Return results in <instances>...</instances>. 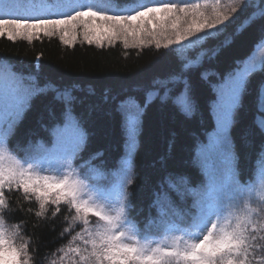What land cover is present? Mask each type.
Returning a JSON list of instances; mask_svg holds the SVG:
<instances>
[{
	"label": "snow or ice",
	"instance_id": "snow-or-ice-1",
	"mask_svg": "<svg viewBox=\"0 0 264 264\" xmlns=\"http://www.w3.org/2000/svg\"><path fill=\"white\" fill-rule=\"evenodd\" d=\"M252 6L250 0H151L150 4L133 8L129 14H120L124 10L119 9L117 14L110 15L109 0L99 5L62 3L57 7L69 11L59 13L58 18L42 19L30 15L33 9L20 0H0V37L15 41L23 36L31 42L41 32L48 37L59 33L65 45H72L77 29L82 26L83 41L88 45L102 46L105 41L111 45L122 39L127 49L131 37L132 46L153 42L156 49L174 46L186 61L183 70L187 73L205 56V51H199L193 60L189 51L201 48L209 38L227 33ZM257 7L264 18V0ZM254 18L255 14L249 22ZM97 20L101 23L97 24ZM260 36L264 37V26ZM228 43L227 39L218 43L214 54ZM257 71L255 61L237 59L226 73L200 72L199 79L205 82L209 74L216 77L209 82L215 94L210 102L215 131L209 136V144L202 146L210 149L206 159L212 161L207 183L197 191L189 185L186 174H163L152 190L154 200L149 206L155 207L157 216L146 221L144 230H138L132 215L129 190L134 183L131 163L143 118L158 98L160 107L171 103L182 112L191 113L195 105L189 76L173 77V81L183 85L174 97H170L169 88L173 81L163 79L153 82L156 91L142 96L103 98L101 103L113 105L108 114L116 111L121 116L127 153L113 189L106 191L90 186L70 170L73 158L83 151L88 139L85 116L74 112L77 99L57 92L56 98L64 100L61 113L50 111L49 120L43 125L53 138L54 150L47 156L28 155L25 149L29 142H13L11 137L33 98L46 93L48 86H41L34 77L0 73V264H32L30 245L16 244L19 227L9 228L6 224L10 205L6 190L22 191L24 200L38 202L37 217L44 216L52 205L53 216L61 211L62 204L69 208L70 214L74 213L71 219L80 222L76 226L81 231L73 239L79 238L82 247L68 249L76 254L69 264H264V144L260 145L258 184L254 172L242 181L230 136L242 93L249 77ZM259 87L264 91V81ZM78 102L83 103V99ZM97 107L91 104L88 116ZM261 128L264 130V125ZM173 143L174 140L170 141V148ZM103 155V151H98L82 163L91 166L93 160ZM196 155H200V150ZM45 165L54 167L57 174H42ZM188 198L193 200L191 205L186 203Z\"/></svg>",
	"mask_w": 264,
	"mask_h": 264
},
{
	"label": "trees",
	"instance_id": "trees-1",
	"mask_svg": "<svg viewBox=\"0 0 264 264\" xmlns=\"http://www.w3.org/2000/svg\"><path fill=\"white\" fill-rule=\"evenodd\" d=\"M139 1L151 3V0H110L109 14H117L119 9L124 10L120 14H129ZM47 2L54 11H69L57 7L64 0ZM20 3L24 4L25 0H20ZM105 3H109V0H91V4ZM250 3L253 6L240 15L227 33L219 38H209L201 48L189 51V58L193 60L197 59L199 51H205V56L197 60L187 73L183 70L186 61L178 54L176 47L156 49L154 42L132 46L134 42L131 37L127 49L122 39L111 45L106 43L98 46L95 43L88 45L76 38L74 44L65 45L59 39V33L51 37L40 33L31 42L23 36L17 37L15 41L0 37V73L34 77L41 86H48L46 93L31 101V107L15 128L12 141L29 142L26 154L30 149L49 146L52 138L43 125L48 122L50 111L57 115L61 113L64 100L63 97L59 100L56 98L57 92L68 93L77 99L74 112L85 116L84 127L88 133L85 147L76 158L75 165L84 167L83 161L103 151L104 155L93 160L91 167L105 174L101 182L109 186L118 179L127 153L120 127L121 116L116 111L109 115L113 105L101 103L103 98L128 94L142 96L156 91L153 83L156 80L173 81V77L183 78L187 74L192 82L193 111L186 114L171 103L160 107L158 98L143 118L131 163L134 183L129 186V190L132 194V215L136 218L138 230H144L146 221L157 216L155 207L149 206L154 200L152 190L163 174H186L189 185L197 191L207 183L212 161L206 159L210 149L202 146L209 144V136L215 131V119L210 108L215 94L209 82L215 81L216 77L209 74L208 82H205L199 79L200 72L208 70L209 73H226L237 59H247L255 61L258 71L249 77L242 93L241 106L236 111L230 136L241 180L244 181L250 172H254L258 184L260 145L264 144V130L261 128L264 125V91L259 87L261 81H264V37L260 36L264 18H261L257 7L260 0H250ZM254 14V21L249 22ZM80 33L77 32V36L81 37ZM225 39L229 43L214 54L213 50L218 43ZM182 86L179 81L171 82L170 97L178 94ZM160 96H163V90H160ZM81 98L83 103L78 102ZM91 104L99 107L88 116ZM172 140L174 143L170 148ZM197 150H200L199 156L196 155ZM5 195L10 201L5 215L6 224L8 227H19L22 237L30 245L32 264H37V261L40 264H53V261L60 264L61 258L63 264H69V260L76 254L69 253L68 249L80 243L78 238L73 239L76 232L81 231L76 226L80 222L71 219L74 213L70 214L69 208L62 204L61 211L53 216L55 206L52 205L44 216L37 217L35 213L39 210L38 202L24 200L22 191L6 190ZM192 202V198L186 200L188 205Z\"/></svg>",
	"mask_w": 264,
	"mask_h": 264
},
{
	"label": "rangeland",
	"instance_id": "rangeland-1",
	"mask_svg": "<svg viewBox=\"0 0 264 264\" xmlns=\"http://www.w3.org/2000/svg\"><path fill=\"white\" fill-rule=\"evenodd\" d=\"M193 2H196V0H194ZM64 3L79 4V1L78 0H67V1H64ZM80 4H90V0H82V1H80ZM145 4H148L147 1H139V2L136 3L134 8L143 6ZM27 7L33 9L31 12H33L34 15L40 16V18H42L41 15H43V14H50V7L45 2V0H28ZM96 23L99 24L101 22L99 20H97ZM79 28H80V30L77 31V32H81L80 33L81 37L77 36V39L83 40V29H82V26H80ZM96 31H100V29H96ZM106 43H108V42L105 41L104 44H106ZM35 150H30L27 154L35 156V157L47 156V155H50L53 152L54 148L51 151H46L44 153H41V149H39L38 151H35ZM70 170L74 171L75 174L77 176H80L81 179L85 180L86 183H89V180H91L92 182H95L96 184L89 183L90 186H92V187L103 189V190H106V191H111L113 189V186H114L115 182L111 183L108 187H104V186H102L101 184L98 183L99 180H101V178H102L101 172L93 170L90 173L88 172L89 174L87 176H84L85 174L81 175L79 173L80 171L76 168V166L73 165V160L71 162V169ZM42 174L56 175L57 173H56L54 167H49L48 165H45V171ZM9 228H11V227H9ZM25 242L26 241L22 237V234L20 233V230H19V234H18V236L16 238V244L19 245V244L25 243ZM77 245H80L82 247V242L80 241L79 244L73 245V248L76 247Z\"/></svg>",
	"mask_w": 264,
	"mask_h": 264
}]
</instances>
